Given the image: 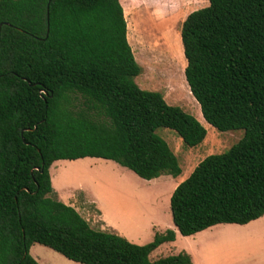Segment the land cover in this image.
<instances>
[{
	"label": "trees",
	"instance_id": "1",
	"mask_svg": "<svg viewBox=\"0 0 264 264\" xmlns=\"http://www.w3.org/2000/svg\"><path fill=\"white\" fill-rule=\"evenodd\" d=\"M187 15L185 78L204 119L244 130L227 151L205 157L170 196L183 236L264 215V0H208ZM0 264H40V244L80 264H192L189 253L151 260L176 233L137 244L93 228L51 197L57 160H112L151 180L182 169L158 128L189 147L204 126L141 73L120 0H0Z\"/></svg>",
	"mask_w": 264,
	"mask_h": 264
},
{
	"label": "rangeland",
	"instance_id": "2",
	"mask_svg": "<svg viewBox=\"0 0 264 264\" xmlns=\"http://www.w3.org/2000/svg\"><path fill=\"white\" fill-rule=\"evenodd\" d=\"M121 3L128 40L141 66L135 82L141 89L161 92L167 103L193 115L206 129V137L201 144L189 147L175 131L163 127L156 130L182 169L171 180L163 176L146 183L147 179H141L133 171L102 158L58 160L50 168L54 177L51 197L65 202L71 199L77 206L97 212L96 204L86 200L99 195L110 218L125 232L118 234L133 243L145 244L156 232H162L155 225L147 229L148 223L168 222L174 226L167 201L172 182L178 185L188 178L208 155L227 151L244 136V130L220 131L210 125L185 78L187 61L183 56L182 24L189 13L207 6L208 0H121ZM95 163L96 167L92 166ZM58 165L65 166L61 175L55 171ZM79 213L88 218L82 211ZM89 218L93 228L113 232L99 226L97 219ZM182 251L191 255L192 264H264V215L244 225L217 224L191 236L178 233L173 242L159 246L150 258L156 260ZM30 254L40 264H78L40 244L32 245Z\"/></svg>",
	"mask_w": 264,
	"mask_h": 264
},
{
	"label": "crops",
	"instance_id": "3",
	"mask_svg": "<svg viewBox=\"0 0 264 264\" xmlns=\"http://www.w3.org/2000/svg\"><path fill=\"white\" fill-rule=\"evenodd\" d=\"M120 2H121V0H120ZM122 7H123V5H122ZM123 10H124V16H125V9H124V7H123ZM125 19H126V17H125ZM126 23H127V21H126ZM127 39H128V25H127ZM128 42H129V40H128ZM96 165H97V163L93 164L92 166H95L96 167ZM55 171H56V174L61 175L65 171V166L58 165V166H56ZM50 176H51V182H52V185H53L54 184V177H52V173L51 172H50ZM163 176H166L165 179H170V180H171L170 177H172L171 175L164 174V175H161V176H159L157 178H154V179H151V180L158 181V180L162 179ZM145 181H146V183H148L147 182L148 180H145ZM176 186H177V183L172 182L171 187H170L171 190H170V192H169V194L167 196V201L169 202V204H170V196H171L170 194H172V192H173V190L175 189ZM88 199H90V201ZM61 201H63V200H61ZM86 201H87L86 203L92 202L93 204H96L97 212L96 211H92V209L89 210V209H87L85 207L82 208L80 206H77L76 203L72 202L71 199H69L68 202H65V201H63V202L66 203V204L72 205L78 212H81L82 211L85 215L87 214L86 216L88 218L89 217H93L94 219H97L96 221L100 224L99 226L105 227V228H110L113 232H116V233H123V234H125V232L121 229V227L118 226V224L115 223L110 218V216L107 213V210L105 209V205L103 204V202H102V200H101V198H100L99 195L87 197V200ZM88 218H86V219L88 220ZM88 222H90V218H89ZM90 225H91V222H90ZM154 225H155V228H160V230L162 232H164L168 228L173 229L175 231V233H176V238H177V234L179 233V231H178V229L175 226H171L170 223L167 222V224H165V225H159L157 222H150V223H148L147 229L153 227ZM170 242H173V241H170ZM165 243H168V242H165ZM75 263H78V262H75ZM78 264H80V263H78Z\"/></svg>",
	"mask_w": 264,
	"mask_h": 264
},
{
	"label": "water",
	"instance_id": "4",
	"mask_svg": "<svg viewBox=\"0 0 264 264\" xmlns=\"http://www.w3.org/2000/svg\"><path fill=\"white\" fill-rule=\"evenodd\" d=\"M0 26H1V24H0Z\"/></svg>",
	"mask_w": 264,
	"mask_h": 264
}]
</instances>
